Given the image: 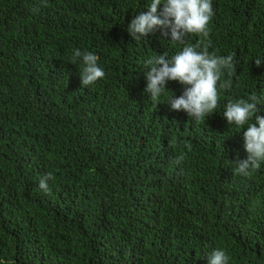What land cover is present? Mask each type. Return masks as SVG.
I'll return each mask as SVG.
<instances>
[{
    "label": "trees",
    "instance_id": "16d2710c",
    "mask_svg": "<svg viewBox=\"0 0 264 264\" xmlns=\"http://www.w3.org/2000/svg\"><path fill=\"white\" fill-rule=\"evenodd\" d=\"M151 2L0 0V264H208L217 248L229 264H264V162L233 172L246 126L223 116L253 93L264 116V0H212L209 37H186L236 61L201 123L167 104L179 82L161 103L145 91V61L183 47L164 29L132 39ZM75 49L106 77L83 86Z\"/></svg>",
    "mask_w": 264,
    "mask_h": 264
},
{
    "label": "clouds",
    "instance_id": "9594fccd",
    "mask_svg": "<svg viewBox=\"0 0 264 264\" xmlns=\"http://www.w3.org/2000/svg\"><path fill=\"white\" fill-rule=\"evenodd\" d=\"M162 0H152L148 11H141L131 19L127 31L132 39L146 38L156 29H164L163 35H169L173 43L183 45L182 50L169 57L167 52L149 58L145 61L148 66L146 72L147 85L145 91L150 99L157 103L164 94L169 81H177L184 85L181 95L175 94L167 98L170 109L184 111L197 123L205 122V117L211 116L218 108L219 90L231 87V80H222L224 69L230 75L236 74V61L233 54L218 56L210 53L207 46L201 43L190 44L186 37L196 34L209 37V24L215 15L212 0H163V9L158 13V6ZM46 6V5H45ZM210 44V41H209ZM77 59L82 60L79 70L82 85L94 84L98 79L106 77V72L98 64L99 57L91 51L82 52L75 49L73 64ZM257 65L261 61H255ZM260 97L253 93L248 99L230 100L223 112L229 125L235 124L238 129L246 126L243 132L247 159L235 161L233 172L238 175L249 176L261 168L264 162V116L257 115V105ZM258 125V126H257ZM175 144L173 140L171 142ZM191 149V144L186 143ZM185 153H180L174 159L175 164L185 160ZM55 180L52 172L39 180V188L48 193L51 191L48 181ZM208 264H229L230 256L225 249H214L207 255Z\"/></svg>",
    "mask_w": 264,
    "mask_h": 264
}]
</instances>
